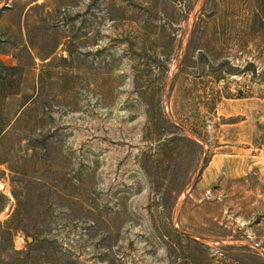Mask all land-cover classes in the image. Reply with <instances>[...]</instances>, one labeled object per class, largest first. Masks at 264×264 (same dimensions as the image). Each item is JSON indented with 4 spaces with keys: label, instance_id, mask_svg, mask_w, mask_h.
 Returning <instances> with one entry per match:
<instances>
[{
    "label": "rangeland",
    "instance_id": "374dc122",
    "mask_svg": "<svg viewBox=\"0 0 264 264\" xmlns=\"http://www.w3.org/2000/svg\"><path fill=\"white\" fill-rule=\"evenodd\" d=\"M261 151L264 0L0 11V264H264Z\"/></svg>",
    "mask_w": 264,
    "mask_h": 264
},
{
    "label": "crops",
    "instance_id": "0c3cea01",
    "mask_svg": "<svg viewBox=\"0 0 264 264\" xmlns=\"http://www.w3.org/2000/svg\"><path fill=\"white\" fill-rule=\"evenodd\" d=\"M250 173L264 176V151L259 156L216 155L204 172V185H211L220 178L240 179Z\"/></svg>",
    "mask_w": 264,
    "mask_h": 264
},
{
    "label": "water",
    "instance_id": "95a60500",
    "mask_svg": "<svg viewBox=\"0 0 264 264\" xmlns=\"http://www.w3.org/2000/svg\"><path fill=\"white\" fill-rule=\"evenodd\" d=\"M7 2H8V0H5L4 5H3L2 7H0V11L3 10L4 7H6ZM168 120H169V121L172 123V125H173L176 129H178L180 132L186 134V135L189 136V137H193L192 134H190V133L187 132L186 130L182 129L181 127H179L178 125H176L175 123H173L170 119H168ZM193 138H194V137H193ZM187 194H188V190L185 191V193H184V199H185V197L187 196ZM184 199H182V200L180 201V203H179L180 205H178V209H179V207L182 205ZM176 216H177V215H176ZM184 235L189 236V235L186 234V233H184ZM197 240H200V241H201L202 243H204V244H213V243H215V242H209V241L202 240V239H197ZM217 244L223 245V243H221V242H218Z\"/></svg>",
    "mask_w": 264,
    "mask_h": 264
}]
</instances>
